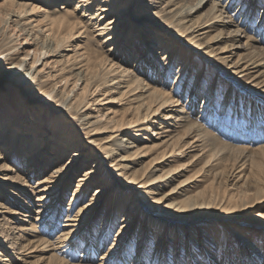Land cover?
Returning a JSON list of instances; mask_svg holds the SVG:
<instances>
[{
	"label": "bare ground",
	"instance_id": "obj_1",
	"mask_svg": "<svg viewBox=\"0 0 264 264\" xmlns=\"http://www.w3.org/2000/svg\"><path fill=\"white\" fill-rule=\"evenodd\" d=\"M146 1V8L155 6L158 9L155 12L160 18L157 26L145 27L124 21L132 15L135 0H3L0 3L4 5L1 20L5 22L4 28L0 29V68H4V77H13L18 81L20 95L23 86L33 84L23 90L27 94V91L33 92L34 86L46 84L41 74L46 70H54V63L47 58L62 57L63 64L54 85L39 95L32 94L34 97L30 99L46 104L47 108H37L41 115L49 117L46 121L44 118L41 121L22 119V112L27 111V101L20 95V102L23 99L25 101L18 103L15 113L8 112L9 98L3 93L0 83L2 262L142 264L139 261L144 256L147 260L150 259L146 252L150 251L153 242L155 246L153 254L151 253V263L156 264L160 255L159 262L164 264L167 261L165 257L170 253L167 249L171 241L167 239L171 229L180 224L184 226V223L192 225L197 222L200 216L191 213L205 202L195 198L197 195L188 194L192 177L164 190L169 182L180 177V170L185 168L167 169L162 175L154 176L160 170L159 162L162 160L159 159L164 158V153L152 157L148 165L145 163L135 170L130 168L129 163L134 159L144 157L147 152L161 146H155L154 140L150 141L152 143H141V138L148 139L143 134L139 135L144 123L152 125L161 121V135L165 133L163 136L169 138L164 140L165 145L174 146L172 143L189 138V142H185L187 148L189 151L202 150V161L205 160L202 168L207 167L208 172L213 170V179L217 178V172H223V159L236 155L240 161H248L255 153L252 149L255 146H251V143L239 144L249 140V133L252 132V129L248 133L247 130L244 131L246 127L241 119L239 127L236 124L232 129L231 141H225L220 132L213 130L216 108L211 110L210 106L215 105L216 97L221 93L218 87V92L215 91L216 81L201 89V110H198L199 107L193 100L200 99L198 89L203 84L202 71H198L185 104L177 96V88L182 86L183 93L190 86V74L186 69L189 66L186 65L188 50L182 46L186 42L192 47L200 48L203 55L209 53L207 59L216 57L227 63L231 62L228 68L231 77L225 75L226 78H233L235 82L246 86L253 84L264 93V6L261 8L259 22L256 25L254 23L262 0H213L208 10L201 14L197 12L205 0ZM57 2H63L59 9L55 7ZM234 6L236 9L230 13L228 9ZM12 23L15 28L20 27L27 39L17 43L13 42L14 38L6 37L5 30ZM128 25L132 29L127 28ZM165 25L172 27L170 30L175 38L159 34L157 28ZM225 29L229 31L228 34ZM89 30L102 47L106 43L111 45L107 49V55L97 53L89 56L85 48L80 46V41ZM132 32L133 36H129ZM144 34L148 37L143 38ZM19 37L20 35L15 40H19ZM242 38H245L243 45L236 44ZM18 53L23 54L20 60L15 59ZM132 58L133 65L127 66ZM28 59L31 61L29 66H23ZM162 60L167 62L163 66ZM173 70L176 72L174 87L168 90L166 86ZM63 81L62 90H57V84ZM228 87L224 99L219 102V123L224 120L231 95L235 92L234 86L228 84ZM94 92L104 94L103 96L109 93L113 95L92 99L88 106H81L80 101ZM108 103L112 105L103 106ZM120 110H123L124 116L131 112V117H121L118 115ZM196 110L199 115L194 119ZM60 112L62 116L69 115L74 121L69 131L68 125H64L62 130L56 129L62 117L57 115ZM258 126L261 134H257L259 139L256 140L264 138L262 122H259L257 128ZM95 130L109 132V135L100 140L87 139L89 147L80 144V131L94 135L97 134ZM128 135L132 138H126ZM71 148H74V152H70ZM258 148L262 147H255ZM84 165L81 175L74 180V174ZM50 166L53 167L43 176ZM24 169L27 172L24 173ZM240 171L236 177L238 179L242 178L243 170ZM34 178H37L35 187L30 184ZM245 179H248L246 175ZM130 185L135 189L122 214L117 235L101 253V257L97 259L99 261L94 262V254L107 246L112 229L118 221L120 203L125 195L121 190ZM92 188L95 189L88 198V192ZM26 189L40 201L39 209L35 211L38 215L33 217L35 221H30L31 226L24 222L26 217H31L28 214L31 210L30 201L22 194ZM68 194V211L61 224L63 228L54 236L62 214L61 203ZM206 197L215 200L214 192ZM51 198L52 201L48 203ZM21 207L27 208L26 211ZM18 215L25 219H19ZM139 219L142 220L141 225L133 233ZM190 225L185 227L189 228ZM152 227L163 229L159 231L155 242L157 229ZM194 228L203 233L202 237L210 236L203 225ZM180 230L174 237L172 256L175 264H184L177 260L179 253L176 249H180V241L182 237L185 238ZM82 243H85V248L81 260L73 262L76 249ZM184 243L185 250H191L192 244L187 240ZM134 246H138V249L137 253H133L131 261ZM37 255V262L32 261Z\"/></svg>",
	"mask_w": 264,
	"mask_h": 264
},
{
	"label": "rangeland",
	"instance_id": "obj_2",
	"mask_svg": "<svg viewBox=\"0 0 264 264\" xmlns=\"http://www.w3.org/2000/svg\"><path fill=\"white\" fill-rule=\"evenodd\" d=\"M2 1L3 0H0V3ZM262 1L258 5V9H259L258 14L254 17L255 25L259 22V19L261 17L260 15L261 8H263L264 6V0ZM136 2L137 0H135V6H138V8L133 6L132 15L126 17L124 21H128L129 23H134V24L137 23L145 27L157 26L158 24L157 21H159L160 18L155 14V12H157L158 9L155 6L146 8L145 7L147 4L146 0H139L138 3ZM212 2L213 0H205V2L202 4L200 10H198L197 13L201 14L204 11L208 10V8L212 5ZM62 3L63 2H57L55 7L59 9ZM3 6L4 5L0 4L1 30L4 28L5 25V22H2L1 20L3 18V14H2ZM235 9L236 6L229 8L228 11L231 13ZM146 14H150V15H146ZM127 28L132 29L130 25H128ZM170 28H172L170 25H165L164 27L160 26L159 28H157V30L159 31L160 35H167V37L170 36L173 37L174 34L171 32ZM143 29H147V28H143ZM225 30H226L225 33L228 34L229 31L227 29ZM133 32H134V28H133ZM133 32L132 35L129 36H133ZM5 35L6 37L14 38L13 42L16 41L17 43H20L24 39H27V35L24 34L22 31H20V27L15 28V25L13 23L5 30ZM18 35H20L19 40H15V38ZM147 37L148 36L144 34L143 38H147ZM151 37H153V35ZM82 39L83 40L80 41V46L85 48L89 56H93L94 54L97 53H101V55L103 54V56L107 55L108 53L107 49H109V47L111 46L109 43H106L104 47H102L101 43L98 42L97 38L93 33L90 32V30L85 34V36ZM244 41L245 38H242V41L236 44L243 45ZM174 45L176 44H172V46ZM182 46L188 50L186 52L187 54L186 65L190 66L186 68L188 75L190 74V79H189L190 86L188 87L187 91H184L183 93L181 92L182 86H179L177 88L178 90L177 96L178 97L180 96L182 103L185 104V102H187V100L189 99L190 90L197 77L198 71H202V73H204L203 84L201 88L198 89L200 90L199 92L200 99L195 98L193 100L194 103L199 107L198 110H201L200 104L203 95V91L201 89H205V87L208 86V84H210L213 81H216L217 84L218 81V84L217 85L215 84V91H217V87H218V89L220 88V92H221L217 95L218 98L216 97L217 101L215 105L212 104L210 106V108H212L211 110H213L214 107L216 108L215 109L216 112H214L216 119L213 124V130L220 132V135L222 136V138H224L225 141H231L232 139L231 133L233 131L232 129L236 127L235 126L236 124L238 126L239 120L241 119L246 127L244 131L247 130L248 133L250 129H252V132L250 131L249 133V135L251 136L249 140L242 141V143L239 144H243L247 142V143H251V146L262 147V148H258V149H255V147L252 148L254 149L255 153L252 154L251 158L248 161H245L241 158L240 161L236 155H231L230 157L223 159L221 166L224 170H222L223 172L221 171L217 172L218 173L217 178L213 179L212 176L213 170L208 172L207 167L202 168L205 161V160L202 161V159L204 158V156H201L202 150L199 149V150L189 151L190 149L187 148L188 145L185 144V142L187 141L189 142V138L186 137L184 138V140H179L178 143H172L174 146H172L171 144H170L171 146L169 144L165 145L164 140L166 139L169 140V138L168 136H163L166 135L165 133L161 135V132L163 131L161 128H159L161 121H158V123H154L152 125H150L149 123L143 124V130L139 131L140 132L139 135L143 134L142 136L145 135L146 137H148V139L143 140V138H141L140 139L141 143H152L150 141L154 140V143H156L155 146L156 145H161V146L157 150L154 149L153 151L147 152L148 154L144 157H138L134 159L133 160L134 162L132 161V163H129L130 168L132 167V170L133 169L135 170L145 165V163L146 165H148L152 157L156 156L157 154L164 153V158L159 159V161L162 160L161 162H159L160 170L157 171V173L154 176H158L159 174L162 175L163 172L167 169L171 170V169H176V168L179 169L181 167H185L180 170V174H181L180 177H177L176 180L169 182L168 186L164 188V190H167L177 185L180 181L185 180L188 177H192L191 179L193 181L190 183L191 187H188L189 190L188 194L197 195L195 198H197L199 201L203 199L201 202H205L206 204V205L205 204L200 205L199 207H196V209H193L194 212L191 213V215L198 214L200 216L197 222H193L192 225L184 223L186 224L184 226L180 224L181 226L179 225L177 227H173L174 229L173 228L171 229L170 237L168 236L167 239V240L170 239L171 241L170 246H168L167 249V252L170 253H168L167 257H165V260L167 261H165L164 264H175V260L173 259L172 256L174 252L173 250L175 248L174 237H175V233H177L179 229H181L180 231H182L181 234L184 233L185 238L182 237V240L180 241L181 243L180 249H176L177 252L179 253V259H177L178 262L182 261L184 264H264V138L260 140H256L259 139L257 134H261V132H259L260 127L258 126L257 128V125L259 124V122H262V125L264 126V93H262L257 86H253V84L246 86L244 83L239 84L238 82H235V80H232L233 78H226L225 75L227 77L229 76L231 77V74H228L229 73L228 68L230 67L229 65L231 64V62L227 63L225 60H219L216 57H210L209 59H207L206 57L209 53L203 55L201 54L200 48L192 47L190 44L186 42H183ZM151 54L155 55L154 52H152ZM22 58H23L22 53H18L17 55H15L16 60L17 59L20 60ZM47 59L48 61L54 63L53 64L54 70L52 71L46 70L41 74L46 84H44L41 87L34 86V90L32 89L33 92L27 91V94H25L23 90H26L29 85L33 86V84H28L27 87L23 86L21 87L22 95H20V90L18 89V85H17L18 81L14 80L13 77L11 78L4 77L3 76L4 68H0V83L2 84V91L9 98L7 108L9 107L10 109L8 108L7 110L8 112L15 113V111L18 108V105L26 100L27 102H25V105L27 106L26 107L27 111L22 112V119H27L32 121H39L40 119L43 118L45 119L44 121L49 119L47 115H41V112L37 110V108L46 107V104L41 101L30 100L31 98L34 97L32 94L37 93L36 95H39V93H41L45 89L46 90L49 89L50 88L49 86L54 85L60 73L59 69L63 66V64L61 63L62 57L50 56ZM133 61L134 58L130 59V64L128 63L127 66L133 65L134 63ZM29 63H31V61L28 59L24 62L23 66H29ZM166 63H167L166 61L162 60V66L165 65ZM163 69L164 67L162 68V70ZM170 75H171L169 77L170 80L168 82V85L166 86L168 90H172V88L174 87L173 82L176 77V72L173 70ZM64 82L65 81L57 84L56 89L59 91L62 90ZM224 82H228V83L224 84ZM151 84L153 85V82H151ZM222 84L224 85L221 86ZM228 84L234 86L235 92L231 95L232 98L229 103L230 104L229 108L226 109L228 110V112L225 113L224 120H222L221 123H219V119H220L219 110L221 109L219 106L220 105L219 102H221V100L224 99V96L226 94V89L229 88ZM19 95L25 98V100L23 99L20 102L18 98L20 97ZM103 95L104 94L94 92L93 95L84 97L80 101L81 106L83 105L88 106L89 103H91L92 99L95 98L100 99L103 97H107L109 95H113V93L112 94L109 93L105 96ZM32 105H34L36 108H34ZM111 105L112 103H108V104H104L103 106H111ZM218 106L220 109L218 108ZM126 107L127 106H125L124 108L126 109ZM22 110H25V108H22ZM198 110H196L193 114L194 119L199 115ZM118 113H119L118 115H121V117L124 116L123 110H120ZM130 113L129 114L126 113L124 117L130 118L131 117ZM60 114L61 112L58 113L57 115L61 117L62 114L61 115ZM255 118H257V120H255ZM73 124L74 121L69 115L62 116L56 125V129L59 128L60 130H62L64 129V125L65 127L68 125L67 128L69 131V128L71 129ZM205 124L206 126L209 127L207 123ZM224 128L227 130H225ZM83 131H80L79 140H80V144L86 147L90 146V144L87 143L86 141L87 139L95 138L97 140H100V139H105V137L109 135V132H103L102 130L100 131L95 130L97 134L94 135H87ZM255 131L256 134H254ZM262 132H264V129ZM126 138H132V137L128 135ZM70 152H74V148H71ZM89 155L90 153H88V158ZM225 156H228V154H225ZM243 161L244 163L242 164ZM127 162L130 161L128 160ZM52 167L53 166H50L46 170V172L42 175L44 176L48 174V172L51 170ZM84 168L85 165L81 166L79 168V171H76V173L74 174V180L81 175ZM240 170H243L242 178L238 179L236 177L239 176L241 172ZM25 172H27V169L26 171L24 169V173ZM10 173L13 174V171H10ZM244 174L248 177L247 180L245 179ZM36 180L37 178H34L30 182V184L33 187H35L36 185ZM72 185L70 186L69 192H71ZM94 189L95 188H92L88 192V198L91 197ZM134 189L135 188H133V186L130 185L128 186V188L124 187L123 190H121L123 193H125V195L124 197H122L123 199L122 202L120 203L121 211H120V215L118 216V221H116V225L112 229L111 238L108 241L107 246L105 248H100L94 254V262L99 261L97 259L101 257V253L115 239L117 235V227L118 225H120L122 214L125 212V207L129 203V200L131 199V194L134 192ZM201 192H203L205 195H203V193L201 194ZM210 192H214L215 200L213 198L211 200L210 197H206L208 194H210ZM22 194L30 201L29 206H31L30 207L31 210L28 212V214H30L31 217H26V220H24V222L26 225L31 226L30 221H35L33 217H36L38 215L35 211L36 209H39L38 203H40V201H38L36 197L33 196L32 192L29 189L22 191ZM28 195H30L31 197L29 198ZM68 198H69V194L66 195V197H64L61 203L62 214H60L58 220V226H57L58 228L55 230L54 236L55 234L57 235V233L63 228L61 224H63L64 222L63 219L65 218V214L68 211L66 209L69 203ZM52 199L53 198H51V200L48 201V203H50ZM9 205L12 206L10 203ZM21 208L24 212L27 209V208L23 209V207ZM18 216L19 219H25L24 216L22 215H18ZM141 221L142 220L139 219L138 224L136 225V229L133 230V233L137 231L139 225H141L140 224ZM14 223H16V220H14ZM189 225L190 227L187 228ZM199 225H203V228L206 229L207 232H209L210 236L206 235L207 236L206 238L202 237L203 233H201L200 230H196L194 228V227H198ZM152 228L155 229L156 227H152ZM156 229H157V234L154 235L155 238L153 237L154 242L156 240V236L157 235L159 236V231L163 230V229L160 230L161 227ZM185 240H187L188 243L190 242L192 244L191 250L190 249H188L187 251L185 250V243H184ZM154 246L155 244L152 242L150 245V251L148 253L146 252V256H149L150 259L147 260L144 256L143 258L140 259L139 261L140 263L152 264L151 260L153 258L151 253L153 254L152 251L154 249ZM84 248H85V243H82L80 244V246L77 247L76 249L77 251L75 252L76 258L73 259V262H77L81 260L82 257L81 255L83 254ZM137 249L138 246H134V250L132 249L131 261H133V256H134L133 253L134 252L137 253ZM0 252L3 253L4 251L0 249ZM1 257L2 256L0 254V258ZM37 257L39 256L37 255L36 257H33L32 261L35 260V262H37L36 260ZM117 258L118 256L116 257V259ZM159 260L161 261L160 255L158 256V261H156V264H163L162 262H159ZM7 263L9 264L8 261H6L5 263L0 260V264H7Z\"/></svg>",
	"mask_w": 264,
	"mask_h": 264
}]
</instances>
